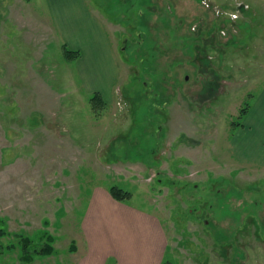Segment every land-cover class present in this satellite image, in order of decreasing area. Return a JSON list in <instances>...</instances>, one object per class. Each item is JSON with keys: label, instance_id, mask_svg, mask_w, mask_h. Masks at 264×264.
<instances>
[{"label": "rangeland", "instance_id": "obj_1", "mask_svg": "<svg viewBox=\"0 0 264 264\" xmlns=\"http://www.w3.org/2000/svg\"><path fill=\"white\" fill-rule=\"evenodd\" d=\"M85 1L113 49L101 63L69 60L34 0H0V264H76L98 186L160 217L166 264H264V170L226 153L264 90V0H207L216 17L201 0Z\"/></svg>", "mask_w": 264, "mask_h": 264}, {"label": "crops", "instance_id": "obj_2", "mask_svg": "<svg viewBox=\"0 0 264 264\" xmlns=\"http://www.w3.org/2000/svg\"><path fill=\"white\" fill-rule=\"evenodd\" d=\"M34 3L48 18L56 38L67 49L81 51L87 48L100 63L101 58L110 57L113 49L106 24L90 10L85 0H34ZM79 70L78 76L83 79L82 85L87 91L97 90L86 84L85 69L80 66ZM109 78L112 80L113 73ZM257 99L244 128L228 140L226 153L239 165H254L264 170V132L252 125L253 120H259L264 114V90ZM119 218L121 228L114 227ZM83 230L87 251L76 264H111L109 260L114 264H166L169 237L160 217L115 201L102 186L96 187L92 193ZM110 244L112 248L109 250Z\"/></svg>", "mask_w": 264, "mask_h": 264}, {"label": "trees", "instance_id": "obj_3", "mask_svg": "<svg viewBox=\"0 0 264 264\" xmlns=\"http://www.w3.org/2000/svg\"><path fill=\"white\" fill-rule=\"evenodd\" d=\"M64 51H65V56L69 59H77L78 57H80V52L79 51H72L67 49V47H64ZM94 100H101V97L99 95L94 96L93 101ZM249 108L250 105H247L241 109V113H240V118H242L243 116H245L246 114H248L249 112ZM241 124H237V127H239ZM110 193L112 195V197L118 201V202H125L126 200H130L132 198V194L129 192H125L122 189H119L117 187H113L110 190ZM52 252V248L51 246H45V248L40 252L41 254H47L49 255Z\"/></svg>", "mask_w": 264, "mask_h": 264}, {"label": "flooded vegetation", "instance_id": "obj_4", "mask_svg": "<svg viewBox=\"0 0 264 264\" xmlns=\"http://www.w3.org/2000/svg\"><path fill=\"white\" fill-rule=\"evenodd\" d=\"M201 2H202V6L203 7H206L208 10H214V12L216 13V15H214V17H216L217 16V11L218 10H216V7L210 2V1H207V0H201ZM225 33V32H224ZM222 35H224V34H222ZM226 35V34H225ZM224 35V36H225ZM139 38L142 40V42L144 41V39H143V33L141 32L140 33V35H138L137 36V40H135V42H136V44L138 43V44H142V42L141 41H139ZM213 39V38H212ZM127 43V44H126ZM124 46L122 47V51L123 52H127L126 51V47H128V45H129V42H125V44H123ZM211 62V61H210ZM215 84L212 82V84H211V86H210V88H208V92L207 93H203V94H201V97H206V96H208V94L210 95L209 96V98L207 97L206 99H209L208 101H210L211 99H212V97L213 96H216V94H217V91L218 90H216V88H217V86H216V88H215ZM210 97H211V99H210ZM165 104H168V102H166ZM156 107L157 108H161V113L163 114V112H162V109H163V105H161V104H158V105H156ZM159 129V128H158Z\"/></svg>", "mask_w": 264, "mask_h": 264}]
</instances>
